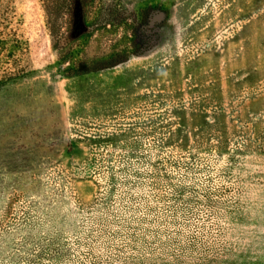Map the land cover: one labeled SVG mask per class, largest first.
Returning <instances> with one entry per match:
<instances>
[{"label":"rangeland","instance_id":"1","mask_svg":"<svg viewBox=\"0 0 264 264\" xmlns=\"http://www.w3.org/2000/svg\"><path fill=\"white\" fill-rule=\"evenodd\" d=\"M122 3L159 42L67 78L0 0V264H264V0Z\"/></svg>","mask_w":264,"mask_h":264},{"label":"trees","instance_id":"2","mask_svg":"<svg viewBox=\"0 0 264 264\" xmlns=\"http://www.w3.org/2000/svg\"><path fill=\"white\" fill-rule=\"evenodd\" d=\"M50 41L67 78L113 69L159 42L160 7L129 12L122 0H40Z\"/></svg>","mask_w":264,"mask_h":264}]
</instances>
